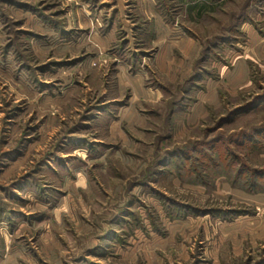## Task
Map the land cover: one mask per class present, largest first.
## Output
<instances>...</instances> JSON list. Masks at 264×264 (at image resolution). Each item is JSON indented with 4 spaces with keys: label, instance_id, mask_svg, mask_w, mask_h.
I'll return each mask as SVG.
<instances>
[{
    "label": "rangeland",
    "instance_id": "rangeland-1",
    "mask_svg": "<svg viewBox=\"0 0 264 264\" xmlns=\"http://www.w3.org/2000/svg\"><path fill=\"white\" fill-rule=\"evenodd\" d=\"M263 136L264 0H0V264H264Z\"/></svg>",
    "mask_w": 264,
    "mask_h": 264
},
{
    "label": "trees",
    "instance_id": "trees-1",
    "mask_svg": "<svg viewBox=\"0 0 264 264\" xmlns=\"http://www.w3.org/2000/svg\"><path fill=\"white\" fill-rule=\"evenodd\" d=\"M264 137V136H263ZM254 149H258V151L262 152L264 151V144L263 143H255L253 146H252ZM223 156L221 155V153L219 151H217V153L215 155H211L208 157V159H204L208 162V164L210 165H214V163L217 162V159H219L220 161H223ZM195 160H198V159H195ZM218 160V161H219ZM199 162H203V159H201ZM204 163V162H203ZM243 182H246V179L243 180ZM251 184H254V185H251ZM251 187H255V189L257 191H261L264 189V180H263V184L261 183V181H255V183H251Z\"/></svg>",
    "mask_w": 264,
    "mask_h": 264
}]
</instances>
